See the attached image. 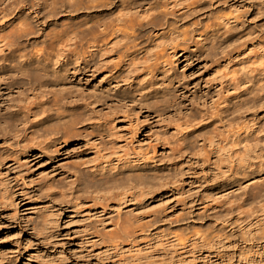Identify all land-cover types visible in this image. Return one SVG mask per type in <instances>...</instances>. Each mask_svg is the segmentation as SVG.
<instances>
[{
    "label": "rangeland",
    "instance_id": "1",
    "mask_svg": "<svg viewBox=\"0 0 264 264\" xmlns=\"http://www.w3.org/2000/svg\"><path fill=\"white\" fill-rule=\"evenodd\" d=\"M138 1L165 13L166 26L147 27L138 41L148 44L153 37L157 58L173 75L168 100L152 96L146 104L139 86L132 108L118 115L104 108L114 118L102 138L82 139L77 116L83 109L69 104H83L98 87L101 78L92 73L71 74L47 89L49 99L18 98L17 90L0 99L1 118L18 108L37 132L35 143L0 140V165L6 162L0 184L15 191L9 200L0 194V264H264V0ZM38 2L0 0V33L19 18L30 19L38 34L24 51L57 53L46 34L76 17L79 23L82 12L47 18ZM70 49L60 63L74 71L83 65L84 41L78 37ZM242 66L249 80L243 107L237 88ZM141 79L139 85L148 86L150 77ZM127 89L122 85L120 92ZM227 106V119L253 133L240 166L231 152L208 141L225 123ZM59 125L60 137L47 134ZM54 138L68 142L58 155ZM100 167L143 172L149 182L98 195L84 187L75 195L68 191L74 172L87 178ZM51 205L59 215L49 236L43 224ZM124 223L132 237L114 246L108 236Z\"/></svg>",
    "mask_w": 264,
    "mask_h": 264
},
{
    "label": "bare ground",
    "instance_id": "2",
    "mask_svg": "<svg viewBox=\"0 0 264 264\" xmlns=\"http://www.w3.org/2000/svg\"><path fill=\"white\" fill-rule=\"evenodd\" d=\"M117 4V8L113 10L114 5ZM38 6L41 9L40 12L42 11L47 18H55L64 12L76 15L81 11L82 14L79 16L81 20L76 23L75 19L78 18L76 17L68 22L63 30L59 32L53 30L50 34H46L45 38H49L51 42L55 41L58 47L57 53L49 55L40 52L30 54L24 51V45H31V39L38 34L35 23L30 19L19 18L15 24H11L8 29L2 31L0 33V99L11 98L16 90L18 98L21 94L26 98L49 99L51 95L47 89L58 88L71 74L75 76L77 72H83L89 76L92 73L97 78H101L98 87L88 91L83 104H69L71 108L83 109V113L77 116L78 124L83 125L82 129L86 133L79 137L83 139L97 136L102 138L100 135L105 132V126L114 118L106 113L104 108L109 105L108 108L115 115H118L120 110L132 108L133 99L138 93L135 88L139 86L144 92L141 101L146 104L152 96H160L165 100L170 98V92L175 85L174 78L166 69L165 62L157 58L156 46L151 44L153 37L148 44L143 40L138 41L145 36L147 27H152L156 31L166 26L162 6L148 5L138 0H119L118 3L116 0H39ZM64 8L65 11H62ZM78 37L84 41L85 45L83 65L76 67L74 71V68L66 70V65L60 63L61 56H66L64 52L71 50V44ZM177 55L178 52L174 53L173 57ZM153 60L155 61L151 62ZM238 73L241 75L237 83V88L240 90V104H238L243 107L245 101L242 98V90L245 88L246 92L249 91L248 87H244L246 83H249L248 72L242 66ZM147 76L150 77L147 81L148 86L139 85L144 80L141 78ZM135 80H138V83ZM122 85L130 86V89L120 92ZM224 110L225 123L217 128L219 133L208 137V141L211 145H217L218 151L231 152L240 166L245 160V152H250L252 141L250 135L253 133L248 131L249 126H234V119H227L231 113L229 107L227 106ZM32 116L36 117V114ZM0 123L3 126L0 140L5 144L10 139L18 140L15 143L17 145L29 140L35 143L37 132H33L34 125L21 117L18 108H13L10 117H0ZM191 123L190 120H184L183 126H191ZM17 126H23V128L14 132L13 136L7 133V129H17ZM29 129L32 131L30 132ZM47 134L60 137V125L52 131H47ZM200 136L202 137L201 133ZM51 142L53 147L59 148L55 155L64 151L68 144L61 138H54ZM3 161L1 160V168L6 164ZM90 173L92 176L86 174L87 178H84V174L74 172L71 175L73 179L68 191L75 195L84 187L87 191L98 195L101 190H111L116 187L139 190L143 184L149 182L146 173L126 174L123 168L117 167H100ZM0 175H2L1 170ZM53 189L55 190V187L51 186L47 190L53 192ZM0 194L9 200L15 191L9 189L2 181ZM49 207L51 209L43 226L45 233L52 236L51 225L57 222L59 211L53 210V205ZM108 237L112 245L120 246L132 237V233L129 231L128 224L124 223L119 232L113 231Z\"/></svg>",
    "mask_w": 264,
    "mask_h": 264
}]
</instances>
